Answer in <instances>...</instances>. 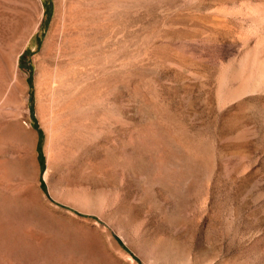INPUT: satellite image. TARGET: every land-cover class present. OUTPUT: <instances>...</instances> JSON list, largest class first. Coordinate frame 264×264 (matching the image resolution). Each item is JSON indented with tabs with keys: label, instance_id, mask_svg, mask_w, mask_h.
<instances>
[{
	"label": "rangeland",
	"instance_id": "374dc122",
	"mask_svg": "<svg viewBox=\"0 0 264 264\" xmlns=\"http://www.w3.org/2000/svg\"><path fill=\"white\" fill-rule=\"evenodd\" d=\"M231 1L0 0V264H264Z\"/></svg>",
	"mask_w": 264,
	"mask_h": 264
},
{
	"label": "bare ground",
	"instance_id": "6f19581e",
	"mask_svg": "<svg viewBox=\"0 0 264 264\" xmlns=\"http://www.w3.org/2000/svg\"><path fill=\"white\" fill-rule=\"evenodd\" d=\"M214 15L228 27H238L233 36L238 49L225 66L232 84L224 95H219V100L264 94V0H232ZM262 111L264 115V103ZM54 132L52 127L48 135L52 136Z\"/></svg>",
	"mask_w": 264,
	"mask_h": 264
}]
</instances>
